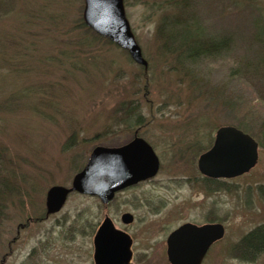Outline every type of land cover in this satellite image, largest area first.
<instances>
[{
	"label": "rangeland",
	"instance_id": "374dc122",
	"mask_svg": "<svg viewBox=\"0 0 264 264\" xmlns=\"http://www.w3.org/2000/svg\"><path fill=\"white\" fill-rule=\"evenodd\" d=\"M10 2L0 7V264H94L106 217L131 237L133 264H170L166 238L184 222L224 227L201 264H264V251L252 262L232 254L264 223V94L254 86L264 84V0H202L201 15L199 2L192 21L165 31L181 0H122L146 68L85 24L84 0ZM243 123L259 143L255 166L209 182L198 157L219 126ZM134 133L158 156L156 175L107 203L73 190L46 215L51 186L70 187L95 147Z\"/></svg>",
	"mask_w": 264,
	"mask_h": 264
},
{
	"label": "water",
	"instance_id": "95a60500",
	"mask_svg": "<svg viewBox=\"0 0 264 264\" xmlns=\"http://www.w3.org/2000/svg\"><path fill=\"white\" fill-rule=\"evenodd\" d=\"M83 20L96 33L107 37L128 51L131 59L146 68L124 15L122 0H84ZM258 159V143L249 134L234 126L217 129L213 146L201 155V172L212 177H234L248 172ZM159 159L152 147L141 137L118 147L97 146L88 162L76 173L70 187L51 186L46 192V213H54L64 204L69 192L96 195L103 203L115 193L141 180L153 177ZM122 223L130 224L133 215L124 212ZM224 233L222 224L196 225L183 223L166 238V257L170 264H201L208 248ZM131 237L114 227L106 217L93 237L94 264H133Z\"/></svg>",
	"mask_w": 264,
	"mask_h": 264
},
{
	"label": "trees",
	"instance_id": "16d2710c",
	"mask_svg": "<svg viewBox=\"0 0 264 264\" xmlns=\"http://www.w3.org/2000/svg\"><path fill=\"white\" fill-rule=\"evenodd\" d=\"M10 1L6 5L9 6V4H11ZM199 2H200V11H201L200 12V15H201L203 13L202 12L203 5H201L202 0H181V6H182L181 7V10H180L181 11V14L179 16L169 18L168 20L166 19L167 21L166 22H163V26L165 27L164 31L170 25H173V26H177L178 27L180 24L189 23L190 21H192L194 19V16H196L195 13L197 12V11H195V5L197 3H199ZM3 5L6 6L5 3H3L2 0H0V7H4ZM186 13L187 14L190 13V16L188 18H186ZM176 34L179 37L178 31H177ZM94 36H96V35H94ZM174 41H175V38H174ZM172 43H174V42L172 41ZM207 44L210 45V43H207ZM208 45H207V48H208ZM224 45H226V41H225V44ZM180 46L182 48H184L185 50H187V49L189 50L190 43L187 42V40H186L185 44L184 45H180ZM180 46H178V47L180 48ZM214 46L216 47V49L209 50V51L208 50H204L205 52L202 53L201 55L200 54L199 55L200 56H206V55L214 54L215 53L214 50H218L221 47L218 44H216ZM174 49L177 50V47H174ZM181 54H183V53L181 52ZM189 57H190L189 55L188 56H182L179 59H180V61H183L184 58L191 59V60L193 59V58H191V57L189 58ZM254 86H255L256 89L262 91L261 94H264V84H260L259 83V85H254ZM236 127L237 128H240L244 132H249V131H247L248 130V127L244 123L241 124V125H237ZM250 132L252 133V131H250ZM251 133H250V135H251ZM263 137H264V134H263ZM261 140L258 139V141H260V145L264 147V141L263 140L261 141ZM3 158H4V156H1V154H0V216H1V209H2V201L5 198L4 192L6 190V186H5L6 183L4 182V180L1 177V173H3L2 168H1V166H2V159ZM9 189L10 188L7 187V190H9ZM260 191L263 192L264 189H262ZM232 249H233V253L232 254L235 257H237L238 259H240L241 261H251V262L254 261L259 256V254L262 251H264V223L258 224L257 226H255L254 228H252L248 232H246L237 241V243L235 244V246H233Z\"/></svg>",
	"mask_w": 264,
	"mask_h": 264
},
{
	"label": "flooded vegetation",
	"instance_id": "af4514ba",
	"mask_svg": "<svg viewBox=\"0 0 264 264\" xmlns=\"http://www.w3.org/2000/svg\"><path fill=\"white\" fill-rule=\"evenodd\" d=\"M223 126V125H222ZM221 126H219L218 128H220ZM217 128V129H218ZM136 133V132H135ZM135 133H134V135H135ZM213 143H214V141H213ZM213 143H212V145H211V147L213 146ZM211 147L209 148V149H211ZM208 151V150H207ZM207 151H205V152H203L201 155H203L204 153H206ZM201 155L198 157V161H199V158L201 157ZM197 164H198V162H197ZM198 169H199V166H198ZM199 171H200V169H199ZM203 173V172H202ZM203 175H205L206 176V178L208 179V181L209 182H215V180H219V179H223V178H221V177H212V176H209V175H206V174H204L203 173ZM45 213H46V211H45ZM46 215H47V213H46Z\"/></svg>",
	"mask_w": 264,
	"mask_h": 264
}]
</instances>
